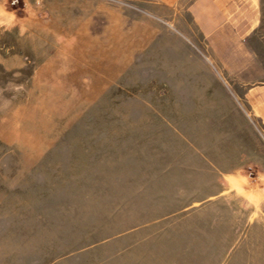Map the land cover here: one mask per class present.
Returning <instances> with one entry per match:
<instances>
[{
    "label": "rangeland",
    "instance_id": "1",
    "mask_svg": "<svg viewBox=\"0 0 264 264\" xmlns=\"http://www.w3.org/2000/svg\"><path fill=\"white\" fill-rule=\"evenodd\" d=\"M191 62L218 74L193 20L0 0V264H264V176L228 158Z\"/></svg>",
    "mask_w": 264,
    "mask_h": 264
},
{
    "label": "crops",
    "instance_id": "2",
    "mask_svg": "<svg viewBox=\"0 0 264 264\" xmlns=\"http://www.w3.org/2000/svg\"><path fill=\"white\" fill-rule=\"evenodd\" d=\"M129 1L140 6L146 17L164 24L178 27L194 21L205 39L209 60L218 70L216 74L205 63H190L203 69L200 81L205 86L204 99L219 101L218 137L224 142L228 158L240 164L256 163L264 176V154H260L258 145L259 140L264 147V61L248 44L261 20L259 0ZM243 169L236 165L222 174L239 176Z\"/></svg>",
    "mask_w": 264,
    "mask_h": 264
},
{
    "label": "clouds",
    "instance_id": "3",
    "mask_svg": "<svg viewBox=\"0 0 264 264\" xmlns=\"http://www.w3.org/2000/svg\"><path fill=\"white\" fill-rule=\"evenodd\" d=\"M13 2L15 3V2H17V0H13Z\"/></svg>",
    "mask_w": 264,
    "mask_h": 264
}]
</instances>
